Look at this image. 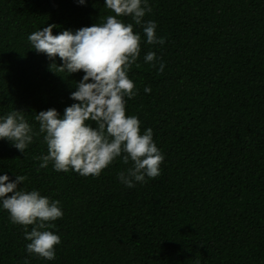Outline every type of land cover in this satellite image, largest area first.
<instances>
[{"label": "trees", "instance_id": "16d2710c", "mask_svg": "<svg viewBox=\"0 0 264 264\" xmlns=\"http://www.w3.org/2000/svg\"><path fill=\"white\" fill-rule=\"evenodd\" d=\"M104 4L0 0V117L23 111L38 133L35 114L63 116L76 103L70 95L84 73L50 69L63 62L38 54L28 36L53 24V35L75 33L113 14ZM148 4L144 20L165 43L147 44L134 25L141 52L128 75L138 94L126 98V114L139 118L141 133L153 130L165 157L160 175L128 188L117 178L131 166L122 157L81 176L39 167L43 134L24 153L0 140V176H27L18 188L59 201L63 212L51 222L61 243L47 261L27 252L25 226L0 202V264H264V0ZM148 51L162 73L144 62Z\"/></svg>", "mask_w": 264, "mask_h": 264}, {"label": "clouds", "instance_id": "9594fccd", "mask_svg": "<svg viewBox=\"0 0 264 264\" xmlns=\"http://www.w3.org/2000/svg\"><path fill=\"white\" fill-rule=\"evenodd\" d=\"M78 2L83 5L85 0ZM104 5L113 14L75 33L64 30L53 35L57 27L53 24L28 36L38 54H45L50 61L59 57L63 62L60 66L53 62L50 69L69 74L82 71L84 76L75 82L76 90L70 95L76 103L66 107L63 116L54 108L35 114L37 133L25 112L14 109L0 117V140L24 153L33 137L43 134L47 154L33 157L41 161L39 167L47 168L51 162L57 172L72 169L81 176H99L122 157L123 164L131 162V166L118 172L117 178L132 188L137 182H146V177H158L165 159L153 140V130L141 133L139 118L126 114V98L138 94L128 75L141 52V35L134 32V25L142 27L149 45L162 46L165 38L157 36L154 21L144 20L152 11L148 0H105ZM123 17H131L133 23H124ZM144 62L153 68L158 63L159 71H164L165 64L153 51L145 54ZM144 91L150 93L151 88ZM26 180L25 175H16L14 181L8 175L0 176V202L13 224L25 226V239L30 241L27 252L52 261L61 243L60 236L50 230L55 228L51 222L63 216L60 202L50 201L37 190L18 188ZM30 225L34 227L28 231Z\"/></svg>", "mask_w": 264, "mask_h": 264}]
</instances>
